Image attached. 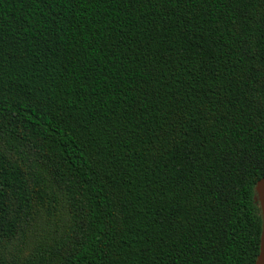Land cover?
<instances>
[{"label": "trees", "instance_id": "16d2710c", "mask_svg": "<svg viewBox=\"0 0 264 264\" xmlns=\"http://www.w3.org/2000/svg\"><path fill=\"white\" fill-rule=\"evenodd\" d=\"M263 175L264 0H0V264H254Z\"/></svg>", "mask_w": 264, "mask_h": 264}, {"label": "water", "instance_id": "95a60500", "mask_svg": "<svg viewBox=\"0 0 264 264\" xmlns=\"http://www.w3.org/2000/svg\"><path fill=\"white\" fill-rule=\"evenodd\" d=\"M255 191L261 212V233L259 252L254 264H264V175L256 181Z\"/></svg>", "mask_w": 264, "mask_h": 264}, {"label": "rangeland", "instance_id": "374dc122", "mask_svg": "<svg viewBox=\"0 0 264 264\" xmlns=\"http://www.w3.org/2000/svg\"><path fill=\"white\" fill-rule=\"evenodd\" d=\"M29 240H32V239H28V241H29ZM30 250H31V245H30V244L27 245V246H25L24 251H28V252H30Z\"/></svg>", "mask_w": 264, "mask_h": 264}]
</instances>
